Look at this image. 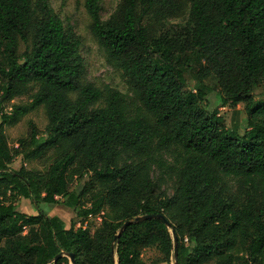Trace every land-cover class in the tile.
Returning a JSON list of instances; mask_svg holds the SVG:
<instances>
[{
	"label": "trees",
	"instance_id": "1",
	"mask_svg": "<svg viewBox=\"0 0 264 264\" xmlns=\"http://www.w3.org/2000/svg\"><path fill=\"white\" fill-rule=\"evenodd\" d=\"M186 3L179 30L153 35L148 16L175 13L179 0H120L106 20L100 0H83L91 34L127 77L123 93L81 82L80 37L48 0H0V264H68L53 262L61 251L75 264H147L148 247L160 253L155 264L174 261L159 218L116 237L147 214L172 224L177 264H264V101L254 98L264 85V0ZM31 85L29 102L3 112L1 102ZM211 92L221 106L243 104L239 131L202 104ZM39 106L43 132L30 124L11 146L5 126ZM15 156L43 169L11 168ZM154 168L171 170L172 195ZM58 201L85 228L39 206Z\"/></svg>",
	"mask_w": 264,
	"mask_h": 264
},
{
	"label": "rangeland",
	"instance_id": "2",
	"mask_svg": "<svg viewBox=\"0 0 264 264\" xmlns=\"http://www.w3.org/2000/svg\"><path fill=\"white\" fill-rule=\"evenodd\" d=\"M48 2L60 16L64 25H70L73 31L80 37L81 45L79 51L84 67L81 82H90L99 89H104L106 86H109L120 92L130 93L127 77L123 75L121 68L116 62L107 57L104 49L91 34L89 29L90 18L84 8L83 0H48ZM119 2L120 0H100L101 18L106 20L114 13ZM179 2L181 3V7L171 15L161 16L157 13H152L148 16L149 18L146 20V23H148L151 34L159 35L163 32L170 33L180 29L187 17L188 4L186 0H179ZM19 48L22 50L23 45L21 44ZM35 89L36 86L31 85L25 94L1 102L3 112H8L13 104H25L29 102L30 96ZM217 96L216 92H211L202 104L207 105L209 110L217 109L219 115L224 119L225 126L229 129L239 131L241 122L246 115L243 104L239 103L235 107L228 105L221 106ZM254 98L259 101H264V85L254 92ZM96 105H102V101H99ZM30 124H33L41 133L43 132L47 124V118L41 106L29 111L15 124L5 126V134L11 146L16 147L18 139L27 135ZM20 166L27 169H43V166L37 161L24 160L22 156H15L10 163V167L17 169ZM151 174L153 180L160 186L163 193L167 196L172 195L175 188V181L171 170L164 168L163 172H159L158 169L154 168ZM16 206L27 215L36 213L34 206L28 199L17 198ZM39 206L49 215H58L66 224H69L70 221L78 223L80 220L74 211L61 201L54 204L40 203ZM99 222V217L94 216L91 217L88 223L91 224L90 228L93 229ZM141 257L147 264H155L158 258H160V253L156 248L148 247L143 249ZM172 262L171 260L168 263L159 262L157 264H172ZM68 264H71L69 260Z\"/></svg>",
	"mask_w": 264,
	"mask_h": 264
},
{
	"label": "water",
	"instance_id": "3",
	"mask_svg": "<svg viewBox=\"0 0 264 264\" xmlns=\"http://www.w3.org/2000/svg\"><path fill=\"white\" fill-rule=\"evenodd\" d=\"M148 218H159L161 219L165 226L167 228L170 229V233H171V236L173 238V256H174V261L172 262V264H177L176 262V256H177V250H176V243H177V238L174 234V231L172 229V224L165 218L164 215L162 214H147V215H140V216H136L133 220H126L123 222V224L121 225L118 233L116 234V237L118 236L119 233H121L123 231V229L129 225L130 223L132 222H138V221H142V220H145V219H148ZM62 256H65L68 258V260L70 261L71 264H75V259H74V255L73 253H66V252H59L58 254H56L53 258V262H55L58 258L62 257Z\"/></svg>",
	"mask_w": 264,
	"mask_h": 264
},
{
	"label": "built area",
	"instance_id": "4",
	"mask_svg": "<svg viewBox=\"0 0 264 264\" xmlns=\"http://www.w3.org/2000/svg\"><path fill=\"white\" fill-rule=\"evenodd\" d=\"M86 224H87V221H84L83 223L78 222V223H76V227L81 226V227L85 228Z\"/></svg>",
	"mask_w": 264,
	"mask_h": 264
}]
</instances>
